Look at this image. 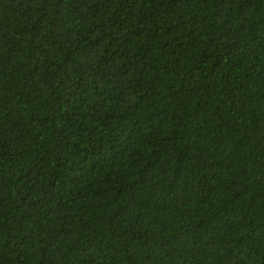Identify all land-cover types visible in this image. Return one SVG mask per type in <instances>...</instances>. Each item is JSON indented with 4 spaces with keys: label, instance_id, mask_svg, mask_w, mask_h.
Segmentation results:
<instances>
[{
    "label": "trees",
    "instance_id": "16d2710c",
    "mask_svg": "<svg viewBox=\"0 0 264 264\" xmlns=\"http://www.w3.org/2000/svg\"><path fill=\"white\" fill-rule=\"evenodd\" d=\"M0 264H264V0H0Z\"/></svg>",
    "mask_w": 264,
    "mask_h": 264
}]
</instances>
